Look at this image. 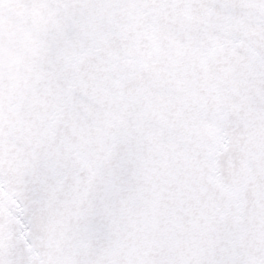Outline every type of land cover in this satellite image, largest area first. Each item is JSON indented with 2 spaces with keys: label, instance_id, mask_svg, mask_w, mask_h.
I'll return each mask as SVG.
<instances>
[{
  "label": "snow or ice",
  "instance_id": "snow-or-ice-1",
  "mask_svg": "<svg viewBox=\"0 0 264 264\" xmlns=\"http://www.w3.org/2000/svg\"><path fill=\"white\" fill-rule=\"evenodd\" d=\"M0 264H264V0H0Z\"/></svg>",
  "mask_w": 264,
  "mask_h": 264
}]
</instances>
